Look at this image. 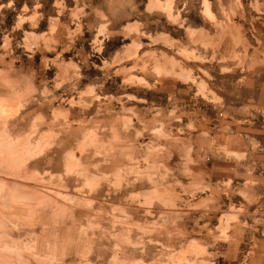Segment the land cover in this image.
Returning a JSON list of instances; mask_svg holds the SVG:
<instances>
[{
	"label": "rangeland",
	"instance_id": "obj_1",
	"mask_svg": "<svg viewBox=\"0 0 264 264\" xmlns=\"http://www.w3.org/2000/svg\"><path fill=\"white\" fill-rule=\"evenodd\" d=\"M0 264H264V0H0Z\"/></svg>",
	"mask_w": 264,
	"mask_h": 264
}]
</instances>
